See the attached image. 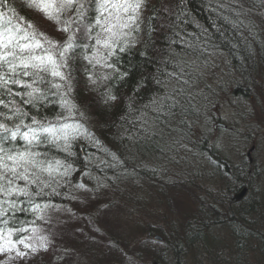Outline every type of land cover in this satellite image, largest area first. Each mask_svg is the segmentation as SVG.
Instances as JSON below:
<instances>
[{"label":"snow or ice","instance_id":"snow-or-ice-1","mask_svg":"<svg viewBox=\"0 0 264 264\" xmlns=\"http://www.w3.org/2000/svg\"><path fill=\"white\" fill-rule=\"evenodd\" d=\"M181 4L182 0H0V264H33V260L37 264H91L89 253L93 249L112 252L116 244L113 232L129 227L123 219L130 215L126 202L115 201L111 195L116 181L134 176L137 167L148 169L152 165L154 173L167 171V165L176 163L181 151H190L193 134L207 133L220 154L238 150L235 117H255L257 109L245 105L232 115L225 111L223 131H211L209 107L219 111L221 105L216 101L226 99L217 94V89L223 93V74L216 72L226 57L221 46L208 38L207 28L186 21L195 38L184 34L192 42L182 41V54L172 53L165 60L171 71L153 77L156 94L144 109H137L143 136L128 137L127 156L110 153L115 163L106 166L113 169L115 180L105 177L109 181L105 183L90 171H77L72 163H65L75 155V142L87 137L93 146L99 145L82 123L89 118L87 111L73 95L79 84L77 73L93 84L110 79L93 70L99 65L115 72L120 54L130 52L141 34L152 39L158 30L165 31L157 18L172 23L171 17ZM255 8L264 9V0H215L213 12L221 25L244 29V39L251 37L250 43L264 49V40L256 39L264 32V16H251ZM39 21H47L51 30H41ZM218 31L223 34L225 30L221 27ZM101 50L103 56H99ZM253 55L258 56L259 51L248 47L245 62ZM126 75L120 73L116 78ZM252 86L264 104V63ZM100 96L109 108L118 100L111 92H101ZM42 109L54 118L49 119ZM260 124L264 126V119ZM115 147L118 152L120 146ZM53 150L64 159L50 157ZM133 162L137 163L129 171ZM81 178L84 182L74 183ZM72 189L79 195H73ZM66 196L75 201L73 207L79 212L51 202ZM212 239L223 242L227 237L215 235Z\"/></svg>","mask_w":264,"mask_h":264},{"label":"trees","instance_id":"trees-1","mask_svg":"<svg viewBox=\"0 0 264 264\" xmlns=\"http://www.w3.org/2000/svg\"><path fill=\"white\" fill-rule=\"evenodd\" d=\"M202 3L204 5H202ZM214 4L215 0H182L180 8L175 9V15L171 17L172 23H169L167 19H161L158 17L157 24L160 28L165 29V31L158 30L152 39L143 37V34H141L142 38L139 39V42L130 52L127 54H120V60L115 72L110 68L101 67L99 65L93 70L96 75H108L111 77L110 79H99L93 84L87 79V77L77 73L79 84L73 95H76L77 100L79 101V106L82 110L87 111L89 120L85 122L82 121V123L99 141V145L93 146L92 141L87 137H85L84 141L75 142L73 144V152L75 153V156H77L75 160L77 167H73L74 169L77 171H80L81 169L90 171L93 177H99L101 180H104L105 177H110L115 180L113 169L106 166L107 164L115 163L112 160L110 153L116 152L118 157L127 156L126 149L129 146L128 137L143 136L140 112H138L137 109H141L140 106L145 101L150 103L153 95L156 94V84L153 81V77L159 76L162 71H171V67L165 65V60H167L172 53L182 54L185 47L182 41L188 40L189 43L192 42L189 40V37L184 34L189 33L195 38L193 27L186 24V21H191L192 25H196L198 22L200 26L207 28L208 38L213 43L221 46V52L225 54L227 62H229L231 58L234 59L235 55H239L240 64L239 62L238 64L235 62V66H237L235 69H241L242 71L241 74H237L239 77H236L242 81V83L248 84L249 90L253 89V75L257 73L259 65L263 62L262 60L259 62V58H261L263 54V49H260L258 44L250 43L251 37H249L247 41L244 39V36L242 35V33L246 34L244 29L237 30L228 25H221V22L216 18V14L213 12ZM250 8L251 4H249L245 10L248 11ZM262 12H264V9H252L251 16L255 17V15L262 14ZM241 19L244 18L242 17ZM244 22L247 24L249 21L245 19ZM39 26L41 30H51L47 21H39ZM221 27L225 30L223 34L218 31ZM149 29L151 30V24H149ZM168 29H172V31H168ZM176 32L180 33L179 37H176ZM256 39L263 40L260 33L257 35ZM196 43H200V41L197 39ZM234 45H238V47H234ZM248 47L256 48L259 51V55H253L245 62L244 58L248 55ZM208 50L211 51V45L208 46ZM229 52H231V55H229ZM99 56H103V50H101ZM227 62L224 64L228 65L229 63ZM84 63L86 64L87 62ZM109 63H111V61H109ZM225 67L227 68L228 66ZM120 73H127V75L123 79H117L116 77ZM236 77L230 72L226 81L238 84V82L235 81ZM220 83L222 84L223 82ZM220 87L226 86L223 84L220 85ZM101 92H111L118 97L117 101L112 102L113 106L111 108H109L102 100L100 96ZM223 93H220L219 89H217L218 95H223ZM235 96L237 98H248L243 93L239 95L236 93ZM130 103L131 107L129 106ZM137 103H140V105ZM96 107L98 110H95V113H92L90 109ZM58 110L59 109L57 108V111ZM41 111L43 114L48 115L49 119L54 118L49 110L42 109ZM119 133L123 134V137H120ZM205 135L208 134L205 133ZM192 142H196L194 136ZM197 142L199 144L200 139L197 140ZM115 145L120 146L118 152L116 151ZM213 149V153H209V155L215 159V168L218 167L216 171L218 169L219 171L217 175L211 174V177L213 178L211 186H217L218 184L220 187L228 186L233 190V194L237 196L238 199H230V206L228 207L225 205L226 212H232L235 206L240 203L244 212L243 216L254 219H251V223L249 224L244 222L257 233V237L252 243L254 246L252 247H254V249L264 247V239L261 238V235L264 236V188L262 189L263 193L257 192L258 188H256V184H254L256 183L255 180H258V173H256L255 168L249 163L248 165L243 163L250 167H243L245 168V173L241 177L232 176L233 178H229L233 168H231L229 176L224 174L221 176L220 163L223 161L227 163L228 166L231 165L228 164L229 160L227 161L219 156H215L217 154L219 155V152ZM206 150L208 149L206 148ZM52 157L59 159L55 153H53ZM89 157H91L90 165L88 164ZM65 163H69V160H66ZM134 163L137 162L129 164V171H131ZM97 164L100 165L99 168L96 166ZM85 165H88V167H85ZM150 166L152 167V165ZM139 169L140 167L136 168V174L134 176L125 175L121 180H118L121 182L118 184L120 185V192H122L123 189L126 194L130 192L129 189L131 191L134 190L135 192V187L137 185H139L137 188H141L139 192H147L148 188L144 183L154 182L152 183V188H157L156 185L158 184L162 187V191L156 192L155 189H153V191L161 196L170 197L169 193L165 195L166 191H168V187L163 183V179L166 180L165 177H168L167 175L160 176L161 178L158 177V172H160V170L155 172L156 175L154 177L148 173V170L147 176L144 174L145 170L141 175H138ZM181 170H184V173L181 175L183 178L189 173L190 168L185 167ZM116 171L119 172V166H117ZM150 172L154 173L152 170H150ZM199 173L202 174V177H205L204 175L208 172L199 169ZM75 176L76 173L74 172L72 177ZM144 176L146 179L143 181ZM140 178L142 180H140ZM168 178H170V176ZM199 178H185L181 183H177L178 185L176 187H169L171 189L169 191H173L175 194H179V196H181V193L185 194V192H191L189 195L190 201L194 202L195 205H200L202 211L191 212L190 210L181 209L184 212L181 215L182 222L178 226L176 225L177 223H175L173 225L174 228H170V231L168 232H166L164 228H156L155 224L150 226L138 223V225L134 227L137 229L135 230L136 234L139 235L143 232L144 236L148 235V239H146V241L144 240V242H139L135 249H131L129 239L123 238L121 236L122 233L114 231L117 234L113 233V239L116 242L113 251L109 252L107 248L93 249L89 253L91 264H136L139 261H144L140 262L142 264H200L201 261L205 260H210L214 264H246V258L243 255L240 246H236L235 250L242 258H235L232 262L223 261L218 258L216 259V257L213 256V251L215 249L219 251L221 248L218 247L220 245L217 241L212 239V237L215 236V233L212 230L208 232L206 226L212 219V212H217L223 216L227 214L221 213L219 209L217 210L218 207L211 205L206 206L205 200L202 197L204 195L201 193V190L205 195L210 194L208 190L206 191V185L209 184V181H200ZM81 179V181L84 182L83 178ZM129 180L131 181L128 182ZM140 181H143V183L139 184ZM197 181L199 182L197 183ZM104 182L108 183L109 181L104 180ZM132 182H134L136 186H133ZM74 183H78L76 182V179L74 180ZM250 184L252 186L251 193ZM248 185L249 192L242 195L243 189ZM93 186L94 185L89 184V187ZM115 189L118 190V188ZM61 191L64 190L61 189ZM72 193L73 195H79V192H76L75 189H72ZM148 193V198L150 199L156 198L159 202L163 200L159 195L155 196L150 194V192ZM63 199L65 200V203H62L59 207L72 208L73 211H78L76 207H73L75 201L67 196L63 197ZM146 199L145 196L140 195L137 197L138 204L143 205L144 202H147ZM167 202L172 203L174 201H170L169 199ZM183 203L186 204L187 202L181 201V204ZM81 215H83V213H81ZM82 223L86 224L87 221H83ZM232 224L233 223L228 219L225 226H218L222 233L225 232V229H228L229 231L226 236H223L227 237L226 241L229 243L227 248L233 245L232 243L235 244L236 240H239L237 231H235L236 226ZM256 224L259 226L258 229L256 228ZM37 227L39 228V224ZM231 227L233 228V231L231 230ZM162 230L164 231V234L162 233ZM156 236H161L164 241H156ZM76 243L79 244V242ZM169 248L174 249L175 252H169ZM81 250L86 252L89 251L87 247H81ZM122 253H127L128 255L126 256ZM263 260L264 258L260 260L258 259L257 262ZM33 264H37V261L33 260Z\"/></svg>","mask_w":264,"mask_h":264},{"label":"rangeland","instance_id":"rangeland-1","mask_svg":"<svg viewBox=\"0 0 264 264\" xmlns=\"http://www.w3.org/2000/svg\"><path fill=\"white\" fill-rule=\"evenodd\" d=\"M255 16H264V12L262 14H258ZM260 36L264 40V32L260 33ZM261 58H264V49L263 54ZM259 58V62L261 60ZM264 63V61L262 62ZM222 66H227L224 63ZM260 66V65H259ZM216 72L218 76L220 74H223V79L220 82H223L220 85H225L226 87H221L224 89L223 95L226 97L224 100H217L216 102L221 105V108L219 111H216L211 106L209 107V111L212 112V118L209 121V127L212 132L217 131H223L225 124H224V113L227 111L230 115L237 113L239 109L243 108L245 105L247 106H255L257 109L255 117L250 118L249 115L243 114L236 115L235 117V123L239 129V136L237 137V151L233 154H220L215 155L219 156L220 158L226 159L228 161V164L231 165L230 167L242 166L243 163H248L255 168L256 173H258V182L256 181V184L259 183L262 188H264V164H262V159H264V126H261L260 121L261 119H264V104L260 102L259 96L257 92L254 89L249 90L248 84L242 83L235 75V81L237 83L227 82V76L224 74V70L220 68L216 69ZM256 75V74H255ZM253 75V77L255 76ZM239 77V76H238ZM239 81H237V80ZM237 85V86H235ZM237 90V91H235ZM236 93L239 95L243 93L248 98H237L235 95ZM228 100H231L233 103L230 105L228 103ZM229 124L233 123L232 120L228 121ZM193 138V137H192ZM205 145L200 146L198 144L197 139L196 142H189L188 147L190 151L185 153L184 151H181L179 155L176 158V163L167 165V172L160 171L158 172V177H162L163 175L170 176L172 178L173 174L181 176L182 173H184L185 167H189L191 171L200 174L197 169H201L202 171L208 172L213 169L211 164L215 163L212 157L209 155V150L213 147L211 140L205 139L204 140ZM206 148L208 150H206ZM204 149V154L201 152ZM250 167V166H246ZM145 170V171H144ZM147 170L148 173L151 176H155V173L150 172L151 166H149L148 169H145L143 167H140L138 171V175H141L144 171V174L147 176ZM197 171V172H196ZM160 177V178H161ZM130 178V177H129ZM181 178V177H177ZM146 179L144 176L143 181ZM82 179H76V182L80 183ZM128 180V179H126ZM140 180H142L140 178ZM129 180L128 182H130ZM143 181H140L139 184L143 183ZM121 182L116 181V184L113 186L114 191L111 193L112 198L115 201L124 203L126 202V207L130 212V215L128 217H125L123 219H127L128 221V228H125L123 231H116L117 233H122V237L125 239H129L131 244V249H135L139 242H144L146 239H148V235L144 236L143 232L139 235L136 234L134 228L138 223L142 225H152L155 224L156 228H164L166 232H168L169 228H174L173 225L177 223L178 226L182 220L181 215L184 213L181 209L190 210V208L195 205L194 202L190 201V194L191 192H185V194L181 193V196L179 194H175L170 188H168L165 193L167 195L170 194V197L161 196L156 192L162 191V187H160L157 183V188H152V183L154 182H148L144 183V185L148 188L147 192H139L141 189L140 187L137 188V185L132 182L133 186L135 187L134 190L129 189V193L126 194L125 190L123 189L122 192L119 191V186ZM115 188H118L116 190ZM155 189V191H153ZM153 194L155 196H161L163 198L162 201H158L156 198L150 199L149 193ZM184 193V192H183ZM140 195L145 196L146 203L144 202L143 205L138 204L137 197ZM242 195H245V192H242ZM174 201L172 203H168L167 200ZM181 201L187 202L186 204H181ZM166 202V203H165ZM178 202V203H177ZM60 206V205H58ZM77 208V212H79V208ZM165 209H170V211H165ZM81 214V213H80ZM113 232V233H116ZM116 233V234H117ZM162 233L164 234V231L162 230ZM228 233V229H225V232L223 233V236H226ZM153 234V233H152ZM152 237V236H151ZM160 239H157L156 241H164L162 237H159ZM260 260V259H259ZM206 261V260H205ZM139 261L138 264H142ZM136 263V264H137ZM255 263V262H254ZM257 264H264V260L261 262H256ZM207 264H214L211 261L207 262Z\"/></svg>","mask_w":264,"mask_h":264},{"label":"bare ground","instance_id":"bare-ground-1","mask_svg":"<svg viewBox=\"0 0 264 264\" xmlns=\"http://www.w3.org/2000/svg\"><path fill=\"white\" fill-rule=\"evenodd\" d=\"M202 5H204V4L202 3ZM223 55L225 56V54H223ZM226 62H227V58H226ZM235 62H236V64H238L239 55H237V56L235 55L234 59L231 58V60H229V62H227V63H229L227 65L228 66L227 68L225 66H222V65L220 66L221 69L224 70V74L225 75L230 74V72H233L234 74H238V75L241 74V71H242L241 69H235L237 67V66H235ZM239 64H240V62H239ZM229 66H231L233 68H231ZM140 103H137V104L140 105ZM148 103L149 102L145 101L143 104H141V106H140L141 109H144V106L147 105ZM95 110H98V108L96 107V108H91L90 109V111H92V113H95ZM87 120H89V119H85L83 122H85ZM119 136L123 137V134L119 133ZM193 136L197 140L200 139V143H199L200 146L205 145L204 140L207 139V135L204 134L203 136H197L196 134H193L191 136V138H190V142H192V137ZM212 149H213V147L209 150L210 154L213 153ZM201 152L204 154V149ZM53 153L57 154V158H59V159L60 158L63 159V157H64V155L62 153L56 152L54 150L50 151L49 155L52 157ZM76 157L77 156L73 155L70 158V160H69V162L72 163V167H77L76 164H75ZM219 166L221 167L220 168L221 176L223 174L229 176L231 168H233L232 173L229 176V178H231L232 176L241 177L245 173V168H243V167H246L247 165L246 164H242V166L230 167V166L227 165V163L222 161ZM217 168H215V170L213 172L206 173L204 175L205 177H202L201 173L198 174V173H195V172H193L191 170L183 178L181 176L173 174L172 178L171 177L170 178L165 177L166 180L163 179V183L166 184L168 188L169 187L174 188L179 183H181L182 180H185V178H188V177H189V179H191V178L197 179V178L200 177L199 178L200 181L201 180L209 181V184L206 185L207 186L206 187V191L208 190L210 192V194L205 195L203 193V191L201 190V193L204 195L202 197L205 200L206 206L207 205H211V206L218 207L217 210L219 209V211L221 213H225L227 215L223 216V215H221V214H219L217 212H212V219L208 223V225L206 226L207 229H208V232L210 230H212L215 233L214 235H218L219 237H223V233H222L221 229L218 226H225V223H226V221L228 219H229V221H231L236 226V229H239L237 231L239 240L238 241L236 240L235 244L232 243L233 245H231L229 248H227L229 243L226 240L222 242L220 239H215L217 241V243L220 245L218 247H220L223 250L219 249V251H218V250L215 249L213 251V253H212L213 256L216 257V259L218 258V259H221L223 261L232 262L233 259L241 257L239 255V253L235 250L236 246H240L241 251H242L243 255L246 258L245 263L246 264H257L256 262L258 261V259L264 258V247L257 248V249H254V247H252V246H254L252 243L257 237V233L248 225L249 223H251V219L252 218L250 219V217L243 216L244 212L242 210V205L240 203H238L235 206V208L233 209L232 212H230V211L226 212L225 205H227L229 207L230 203H231L230 199H233V198L234 199H238V197L233 194L234 193L233 190H231L228 186L227 187H224V186L220 187V185H218V184H217V186H211V183H213V181H212L213 178L211 177V174L217 175L218 171H219V169L216 171ZM197 171L199 172V169H197ZM177 177H181V178H177ZM255 181L258 182V180H255ZM198 182L199 181H197V183ZM254 184H256V183H254ZM251 187L252 186L250 184V193H251ZM255 187L258 188L257 192H262L263 193V191H262L263 188L260 186L259 183H257L255 185ZM243 191L245 192V194L248 193L249 192V185L247 187H245L243 189ZM236 201H238V200H236ZM51 202L58 206V205H61L62 203H65V200L63 198H61V197H57V198H54ZM200 210L202 211V207L200 205H193L190 208L191 212H195V211L199 212ZM249 220H250V222H249ZM252 220H254V219H252ZM244 222H247L248 224H245ZM256 228L257 229L259 228V226L257 224H256ZM231 230L233 231L232 227H231ZM168 231H170V228L168 229ZM228 233H229V231H228ZM159 237H161V236H158V239H160ZM261 238L264 239V236L261 235ZM250 241H251V243H250ZM249 248H251L252 251H249ZM229 249H230V251H229ZM169 252L173 253V252H175V250L172 249V248H169ZM209 262H210V260H209ZM187 263H188V261H187Z\"/></svg>","mask_w":264,"mask_h":264}]
</instances>
